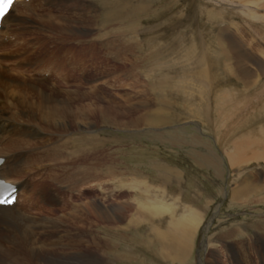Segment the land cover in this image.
<instances>
[{
	"label": "rangeland",
	"instance_id": "rangeland-1",
	"mask_svg": "<svg viewBox=\"0 0 264 264\" xmlns=\"http://www.w3.org/2000/svg\"><path fill=\"white\" fill-rule=\"evenodd\" d=\"M82 1L97 5L98 9L92 7L94 15L99 7L104 12L105 5L112 6L113 22L74 25L80 29L67 37L72 46L63 47L62 53L82 59L93 41L99 44L112 37L121 44L138 43L135 53L143 60L132 71L120 58L131 59L121 51L116 63L101 58L104 73L95 77L89 70L87 78L94 77L85 87L97 90L100 85L102 98L92 93L90 99L75 102L85 105V111L87 106L104 108L112 103V122L118 125H102L87 112L85 122L95 128L71 136L82 138L80 146L90 156L96 154L98 160L93 156L91 162L112 165V178L104 168L99 184L88 181L72 189L70 207L79 211L82 206L83 212L65 227L69 225L72 241L81 232L84 242L77 249L57 247L59 259L63 263L84 259L88 264H264V0ZM58 4L33 0L30 11L22 6L25 15L12 14L20 21L24 17L25 23L18 30L7 25L18 43L4 42L0 77L9 73L27 83L39 80L40 86L52 82L47 79L54 70L39 78L35 72L46 69L23 62H35L37 56L47 61L58 51V64L59 48L47 42L56 43L50 36L61 23ZM120 6L124 8L115 13ZM97 43L92 44L94 49ZM160 96L165 99L161 115L166 124L146 126ZM96 97L100 101H94ZM42 183L49 192L41 201L45 206L29 210H43L36 214L41 217L52 216L49 210L54 208L53 217L59 218L60 201H51L61 195L60 186L49 179ZM153 201L164 204L169 213L159 219L140 208ZM99 205L112 224L95 218L93 207ZM185 219L200 223L191 243L186 242L189 257L179 262L175 256ZM152 227L163 232L164 245L153 241Z\"/></svg>",
	"mask_w": 264,
	"mask_h": 264
},
{
	"label": "bare ground",
	"instance_id": "bare-ground-1",
	"mask_svg": "<svg viewBox=\"0 0 264 264\" xmlns=\"http://www.w3.org/2000/svg\"><path fill=\"white\" fill-rule=\"evenodd\" d=\"M102 1L103 0H101V2ZM57 2L59 3L57 7L62 15V19L61 23L57 25L58 28L54 29V35L50 36L51 38L54 37L53 39L56 43L53 41L47 42L54 49L59 48L60 56L57 61L58 64H56L58 51H55V53L49 56L47 61L45 57L42 58L41 56H37L35 62H23L25 65L29 66H43V68L46 69L45 72L48 73L50 69H52V71L54 70L53 74H55L57 78L49 73L50 75H48L47 80H51L52 82L45 86H40L37 85V81L39 80L36 81L33 79L31 82L27 83L26 80L11 76L9 73L6 74V76L0 77V143H2L0 147V157L5 158L4 165L0 167V174L8 181L19 183V192H23L21 194L23 197L25 195V198L21 201L17 200L16 204L11 207H0V264L79 263H75L77 259H72L73 261L69 260L63 263L64 261L59 259V256L62 254L57 252V247L60 248L59 250L68 247L77 249L78 246L84 242V235L81 232L78 233V239L76 238L72 241L69 233L70 230L67 228L69 225L65 227V224L72 221V218L78 219L83 212L82 206L78 207L80 208L79 211L75 209L77 207H70L71 203L68 201L70 200V193L73 188L85 185L88 181H95L99 184L98 182L103 178L104 168L106 169V174H109L108 176L112 178V165L104 167V165L101 166L97 163L98 161L91 162L93 156H95V160H98L96 154L94 153L90 156L89 152H86L85 148L80 146L82 138L73 140L71 136L75 131H87L95 128L93 124L85 122L86 115L88 116V114H85L87 112H89L91 116L94 115L98 117L102 125L116 127L118 123L116 120V123H114V121L112 122V103L104 108L102 106V108H92L90 104L91 106H87L85 111V105H80V107H78L75 102L82 98L90 99V96H93L92 93L99 95V91H101L100 85L95 87L97 90L92 87L93 89L91 88L88 91L85 86L89 70H91L94 76L104 73L101 71L103 66L100 67L99 65L101 58L104 61L117 59L121 51L122 54L126 55L131 60H127L124 57L122 58V55L119 56V58L121 57L120 59L125 63H130V70L132 71L136 64L143 60H140V56L135 53L138 46H140L138 43L135 41L126 42L123 40L126 43L121 41L124 43L121 44L120 41H116V39L112 40V37L103 38L99 44L93 41L92 44L97 43V48L94 49L92 44L89 46L90 51L84 55V57L87 56L88 61H86L84 57L76 60L69 56L70 53L68 55L62 53L64 50L63 47L72 46V42L67 41V37L72 34L76 35V30L80 29L74 25H79L80 23L81 25H87L89 22L95 25H98L100 22L104 25L112 23V6L108 8L106 5H103L107 8L106 11L103 12L102 8L99 7V13L94 15L92 7L97 8V5L95 6L93 2L92 6L90 1L85 4L86 1L84 2L82 0H57ZM16 4L17 2L15 1L10 11L2 19L0 36H2V28L6 29L3 33L8 34V24L15 23V25H19V18L12 15V10L14 9V5L16 7ZM32 5L33 0H31L30 4H23L22 6L24 8L28 7V11H30ZM121 6L120 8L117 7L118 9L115 10V13L124 8ZM71 12H74L73 19ZM19 13L21 15L26 14ZM78 20L79 23H77ZM9 32H11V29H9ZM11 35H15L16 37V34ZM17 40L18 38L16 37L15 42L9 43L17 44ZM114 42H119V45L114 44ZM101 49H103V52ZM81 53L82 52H80V54ZM94 61L97 62L96 65ZM114 63H116L115 60ZM48 65L50 67H48ZM130 70L128 73L130 75L125 73L127 77H131L132 72H130ZM39 72L43 73V71ZM241 72L243 73V71ZM92 75H90V79L94 77ZM252 75L253 74H251V76ZM88 94L91 95L88 96ZM100 95L99 97H101ZM99 97H96L94 101H100L102 97ZM84 100L85 99H83V101ZM159 100L157 105L158 109L154 112V115L151 116L152 120L146 122V126H160L166 124V118L161 115L165 108V99L160 96ZM76 142H79V145L76 144ZM18 175H22V177L18 178ZM47 179L55 185L59 184L60 186H55L54 188L57 190L59 188L58 193H61V195L55 194L53 201H51L53 204L56 200L60 201V211L61 213L63 211V213L59 218L53 217L55 212L54 208L49 210L52 216L45 215L41 217L36 216V214L41 213L43 210H29L32 207L44 204V202L41 201L45 197L46 191L47 193L49 192L48 186L45 185L46 187H43L42 182H46ZM62 189L65 190L63 194ZM248 190V186H245L244 194H247ZM41 195L42 197L40 200ZM154 203L155 201L149 203V205L148 203H142L140 208L143 210L145 209L148 215L155 216L159 219L169 213V208L165 207L164 204L159 205L158 203ZM99 206L96 208L93 207L95 210H93L92 213L95 218L100 220L105 219V222L112 224V221H110L112 218L109 217L106 211L102 212V208ZM69 208H72V211H70ZM67 209H69L68 213H66ZM28 214L31 215V217H28ZM169 223H171V221ZM199 223L200 222L194 225L191 220L185 219L181 224L179 232H183H180V237L178 239L179 251L175 256L179 262L183 256H186V258L189 257L191 247L189 248L186 242H189V244L191 243L190 240L193 238ZM58 227L61 229L57 231ZM152 230L153 241L157 242V240H159L162 243L161 246L164 245L162 242V237L164 236L163 232L155 231L154 227H152ZM58 235L59 237L56 239ZM110 247H112V244ZM175 257L173 258L174 260H176ZM81 261L82 262L79 264H88L84 259Z\"/></svg>",
	"mask_w": 264,
	"mask_h": 264
},
{
	"label": "snow or ice",
	"instance_id": "snow-or-ice-1",
	"mask_svg": "<svg viewBox=\"0 0 264 264\" xmlns=\"http://www.w3.org/2000/svg\"><path fill=\"white\" fill-rule=\"evenodd\" d=\"M14 3V0H0V18H3L8 12L10 6ZM11 202L10 196L8 198L0 197V204Z\"/></svg>",
	"mask_w": 264,
	"mask_h": 264
},
{
	"label": "crops",
	"instance_id": "crops-1",
	"mask_svg": "<svg viewBox=\"0 0 264 264\" xmlns=\"http://www.w3.org/2000/svg\"><path fill=\"white\" fill-rule=\"evenodd\" d=\"M150 221H151L150 223H152V224L155 222V221L152 222V220H150Z\"/></svg>",
	"mask_w": 264,
	"mask_h": 264
}]
</instances>
